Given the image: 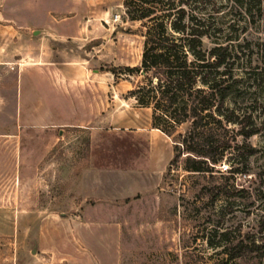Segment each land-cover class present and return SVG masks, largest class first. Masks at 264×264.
<instances>
[{
    "label": "rangeland",
    "instance_id": "rangeland-1",
    "mask_svg": "<svg viewBox=\"0 0 264 264\" xmlns=\"http://www.w3.org/2000/svg\"><path fill=\"white\" fill-rule=\"evenodd\" d=\"M6 1L0 264H264V0L175 1L213 20L205 44L234 52L240 121L203 173L185 154L170 163L172 137L128 93L142 76L122 68L140 63L145 28L123 0H53L23 14L22 36Z\"/></svg>",
    "mask_w": 264,
    "mask_h": 264
},
{
    "label": "trees",
    "instance_id": "trees-1",
    "mask_svg": "<svg viewBox=\"0 0 264 264\" xmlns=\"http://www.w3.org/2000/svg\"><path fill=\"white\" fill-rule=\"evenodd\" d=\"M175 1L123 0L129 17L141 20L145 30L140 63L122 69L142 76L128 93L138 106L151 109V125L172 137L170 163L185 154L184 168L203 173L230 146L228 124L240 121L227 104L237 81L234 52L229 42L205 44L204 37L214 30L213 20L206 22L183 6L176 8ZM110 70L116 73L115 67ZM182 123L187 127L178 131ZM256 131L251 126L242 133ZM253 152L249 146L247 155Z\"/></svg>",
    "mask_w": 264,
    "mask_h": 264
},
{
    "label": "crops",
    "instance_id": "crops-1",
    "mask_svg": "<svg viewBox=\"0 0 264 264\" xmlns=\"http://www.w3.org/2000/svg\"><path fill=\"white\" fill-rule=\"evenodd\" d=\"M16 1H18L16 3ZM14 1L15 3L13 4L11 1H6L5 5L6 8H9V16L10 19L13 20L9 26H6V29L13 28L15 30V34L17 33L19 36L22 34L25 35L27 32V28L30 26L27 25L26 19L22 18L23 14L27 13H40L44 10H47L51 8L53 5H58L55 4L53 0H16ZM5 28V27H4ZM32 32L39 31L41 28L39 26H35L33 28H30ZM30 30V31H31ZM34 34V33H33Z\"/></svg>",
    "mask_w": 264,
    "mask_h": 264
}]
</instances>
